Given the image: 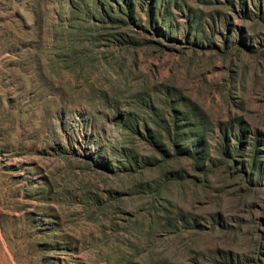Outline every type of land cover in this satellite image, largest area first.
I'll list each match as a JSON object with an SVG mask.
<instances>
[{
	"label": "rangeland",
	"instance_id": "1",
	"mask_svg": "<svg viewBox=\"0 0 264 264\" xmlns=\"http://www.w3.org/2000/svg\"><path fill=\"white\" fill-rule=\"evenodd\" d=\"M0 264H264V0H0Z\"/></svg>",
	"mask_w": 264,
	"mask_h": 264
}]
</instances>
